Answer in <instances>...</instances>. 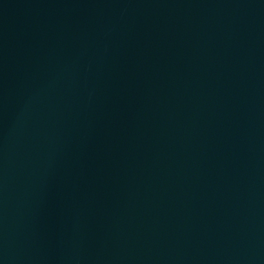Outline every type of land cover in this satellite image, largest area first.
Returning <instances> with one entry per match:
<instances>
[{
  "label": "water",
  "instance_id": "obj_1",
  "mask_svg": "<svg viewBox=\"0 0 264 264\" xmlns=\"http://www.w3.org/2000/svg\"><path fill=\"white\" fill-rule=\"evenodd\" d=\"M0 264H264V0H0Z\"/></svg>",
  "mask_w": 264,
  "mask_h": 264
}]
</instances>
